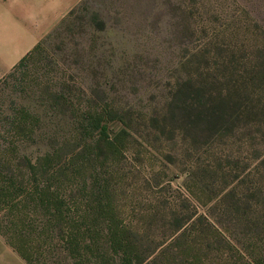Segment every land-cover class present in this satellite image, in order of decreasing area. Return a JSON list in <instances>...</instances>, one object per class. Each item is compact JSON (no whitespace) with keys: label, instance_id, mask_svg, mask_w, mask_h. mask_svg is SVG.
<instances>
[{"label":"rangeland","instance_id":"1","mask_svg":"<svg viewBox=\"0 0 264 264\" xmlns=\"http://www.w3.org/2000/svg\"><path fill=\"white\" fill-rule=\"evenodd\" d=\"M166 1H81L75 12L45 37L43 50L20 76L4 81L11 70L0 79V91L5 92L0 95V121L22 105L43 108L47 86L58 88L67 80L73 86L75 102L83 105L93 96L100 110H119L129 122L116 120L108 129L112 136L121 127L128 129L130 136L123 154L115 158L106 151L96 159L98 152L90 148L91 157L82 158L75 170V182L70 181L79 196L89 197L105 187L115 195L126 221L145 226L147 240L160 241L162 247L170 242L177 224L170 213L179 212L185 219L202 214L216 225H232L240 232L239 238L261 255L264 0H172L173 13ZM97 18L105 22V30L95 26ZM96 36L106 39L98 41ZM103 49L108 56L115 55L110 59L111 66L96 57ZM195 55L200 70L211 76L213 89L234 84L244 92L239 121L232 130L210 140L203 135L194 136L196 139L184 135L189 137L184 139L180 122H174L180 134L170 138L169 132L162 133L153 126L152 116L167 111L180 76L187 71L194 75L196 66L185 61ZM106 69L115 72L109 71L112 79L105 77ZM104 87L105 95L101 91ZM72 112L70 109L68 113ZM5 124L2 120L0 127L5 129ZM70 144L64 156L77 157L75 154L84 149L78 142ZM40 149L42 146H35L29 151L31 157ZM197 162L201 167L195 166ZM202 166L209 171L204 172ZM192 170H199L202 182L198 185L187 182ZM236 201L237 212L222 211L223 202ZM212 206L221 209L214 218L209 214ZM201 240V236L196 239L197 243ZM206 254L204 250L202 258L208 264L211 256ZM0 264H28L1 234Z\"/></svg>","mask_w":264,"mask_h":264},{"label":"trees","instance_id":"2","mask_svg":"<svg viewBox=\"0 0 264 264\" xmlns=\"http://www.w3.org/2000/svg\"><path fill=\"white\" fill-rule=\"evenodd\" d=\"M165 4L173 13L172 0ZM74 12L75 8L69 14ZM95 21L101 31L106 29L104 21ZM101 38L106 39L96 36L95 40ZM43 40L4 81L20 76L36 60L43 50ZM106 52L100 50L96 57L111 66L110 59L115 55L108 56ZM185 63L196 66L194 75L187 71L175 82V98L164 114L152 116L153 126L162 133L169 132L173 138L178 129L172 123L180 122L181 134L178 133L184 139L189 138L184 135L193 139L203 135L210 140L232 130L239 121L244 92L234 84L213 89L211 76L200 70L197 55ZM183 68L186 70V65ZM109 71L115 73L106 69L105 77L112 79L113 73ZM56 87L47 86L48 98L41 104L43 108L22 105L16 113L3 115L0 121L6 122L5 129L0 127V234L28 264H65L67 260L68 264H207L202 258L204 250L211 256L208 264H264V253L252 251L230 224L216 225L202 214H191L185 219L179 212H172L170 218L177 224L171 231L170 242L162 247L160 241L147 240L145 226L126 221L115 195L105 187L89 197L79 196L72 184L82 158L91 157L90 148L98 152L96 159L107 152L115 158L123 154L130 136L128 129L121 127L113 136L108 129L110 122H129L119 110H100L93 96L83 105L75 102L73 86L67 80ZM101 91L103 95L107 93L105 87ZM70 109L72 113H68ZM147 136L150 138L151 134ZM72 142L83 144V151L75 154L77 157L64 156ZM31 145L42 146L43 151L40 149L37 156L31 157ZM195 166L201 167L198 162ZM202 168L209 171L208 167ZM198 174L199 170L190 171L187 182L201 183ZM238 202H223L222 211L237 212ZM211 208L209 214L214 218L221 209ZM260 225L264 228V224ZM200 236L202 240L197 243Z\"/></svg>","mask_w":264,"mask_h":264},{"label":"crops","instance_id":"3","mask_svg":"<svg viewBox=\"0 0 264 264\" xmlns=\"http://www.w3.org/2000/svg\"><path fill=\"white\" fill-rule=\"evenodd\" d=\"M83 0H0V79Z\"/></svg>","mask_w":264,"mask_h":264}]
</instances>
